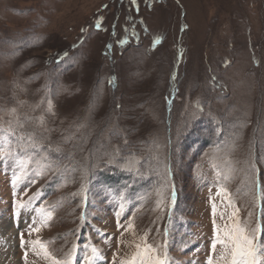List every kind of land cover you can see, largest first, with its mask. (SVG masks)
Segmentation results:
<instances>
[{"label":"rangeland","instance_id":"obj_1","mask_svg":"<svg viewBox=\"0 0 264 264\" xmlns=\"http://www.w3.org/2000/svg\"><path fill=\"white\" fill-rule=\"evenodd\" d=\"M233 225L264 264V0H0V264H231Z\"/></svg>","mask_w":264,"mask_h":264},{"label":"snow or ice","instance_id":"obj_2","mask_svg":"<svg viewBox=\"0 0 264 264\" xmlns=\"http://www.w3.org/2000/svg\"><path fill=\"white\" fill-rule=\"evenodd\" d=\"M233 229L234 230L230 231L226 228L224 238H221L218 230L216 237L217 241L223 244L226 249L230 248L231 264H257L254 234L250 237L245 234V230L238 225H233ZM213 248H215V244ZM93 251H95V249H93ZM57 264H59V262H57ZM128 264H131V262H128ZM156 264H165V262L157 259Z\"/></svg>","mask_w":264,"mask_h":264}]
</instances>
